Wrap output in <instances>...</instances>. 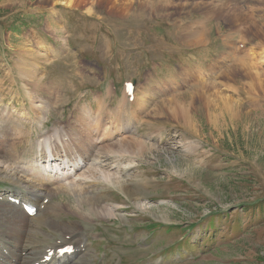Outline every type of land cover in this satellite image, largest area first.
<instances>
[{"label": "rangeland", "instance_id": "374dc122", "mask_svg": "<svg viewBox=\"0 0 264 264\" xmlns=\"http://www.w3.org/2000/svg\"><path fill=\"white\" fill-rule=\"evenodd\" d=\"M147 1L0 0V193L19 187L6 169L38 177L22 171L39 139L99 112L92 145L101 161L69 150L76 162L58 159L53 175L79 160L80 169L44 180L51 196L43 199L64 209L37 213L45 219L30 244L35 258L78 228L86 248L67 264H264V0ZM223 1L229 9L209 6ZM233 5L243 27L230 18ZM237 59L258 69L248 75ZM126 81L134 83L128 102ZM29 96L44 105L39 122L22 118L35 111ZM123 138L142 150L119 153ZM63 182L80 183L105 208L91 213Z\"/></svg>", "mask_w": 264, "mask_h": 264}, {"label": "bare ground", "instance_id": "6f19581e", "mask_svg": "<svg viewBox=\"0 0 264 264\" xmlns=\"http://www.w3.org/2000/svg\"><path fill=\"white\" fill-rule=\"evenodd\" d=\"M140 1H142L143 4L148 3L147 0H140ZM232 2H234V1H232ZM131 3H132V1H130V5H131ZM233 4H235V3H233ZM209 6H211L213 11L216 8H219V9H229L230 8L228 5L226 6L225 2H224V4H222V6H212V5H209ZM227 12H229V11H227ZM221 14L222 13L220 12V15ZM230 18L232 20H236V22L239 21L237 24L240 27H243V24L246 23L245 22L246 17H244V14L239 11L237 5H233V9L231 11ZM236 66L237 67L241 66V68L243 67L244 69H246L247 72H245V73H248V75H249V73L251 75V73H253V71L255 73V70L258 69V67L255 64L251 63L250 61L243 60V59H237L235 64H234V67H236ZM24 70L26 71L25 66H24ZM29 71H31V70H29ZM31 73H32V71H31ZM258 75L259 74L256 71V77ZM197 83H200V85H203L204 87L207 86L208 84H210V82H208V81L207 82L206 81H202V82L198 81ZM37 85H38V83H37ZM29 98H30V102L33 104V108L35 109V111L33 113L22 112V114L24 113L22 118H28V119L32 120L33 122H39L44 115V105L40 100H36L31 96H29ZM178 102L180 103V101H178ZM184 106L182 109H180L181 111L177 110L180 112L179 114H182L181 117L183 119L187 118V115L185 114V112H187V111H185V110L182 111L183 109L186 108V106H185V108H184ZM90 108H92V112L95 111V109L92 106ZM95 114H96V117L91 122H83L82 117H74V122L67 121L66 126H62V128L65 132L68 131L69 129L72 130V127H73V130H72L73 132L71 131L70 135L68 136L69 142L66 144L65 152L67 153V151L72 150L71 153L76 154V156L79 157L83 162L88 161V160H92V163L96 162L98 160L101 161L100 160L101 158L99 159V157L96 156L94 153V149L96 146L95 147L93 146L94 145L93 138H96L97 135L100 136V134H97V132L100 128H102L101 122H100L102 114L99 112H97V113L94 112V115ZM173 114H176V113L173 112ZM125 123H127L128 127L130 125H132L131 120L128 122H125ZM110 128H111L110 125L106 127V129H110ZM124 128L121 127V125L118 126L117 128H114L113 134L116 135L117 133H120L121 131H123ZM57 131H58V129H55L54 135L57 134ZM22 133L23 132H19L20 135H22ZM16 134H17V129L14 128L11 136L15 137ZM4 135L7 136L6 134L3 133L2 127H1V129H0V141H2L5 138ZM104 135L105 134L103 133V138L107 137ZM46 143L47 142H45V141L40 143V146H41V149H40L41 153L39 154L40 158H37L35 160V162H33L31 164V167H30L32 171H34L35 173L38 174V177L31 176V179L29 180V179H25L22 175L18 176L17 172H11L7 169L4 171L5 177L8 179H12V178L15 179L18 186H19L17 190L11 191L12 193L7 194V196H11L14 198H20L21 201L28 200V201L32 202L33 204L35 203L37 205H40V203L44 197L51 196L49 185L48 186L45 185L44 180H49V181H50V179L55 180V178L57 179L58 176L63 177L66 173L65 174L61 173L57 177H55L53 175L54 170H57L58 166L57 165L51 166L49 159H51L52 157H54V159L59 157L60 151L57 149H53L52 147L47 146ZM140 143L141 142H138L134 139L128 141V140H125L123 138L122 140H120V142L118 144V147H119L118 152L119 153H126V152H129L128 149H130V150H142L143 147L140 145ZM97 148H99V147L97 146ZM97 148L95 150H97ZM50 151L52 152V154L50 153ZM110 151H113V150H110ZM106 153H108V152H106ZM112 154H113V152H112ZM114 156H115V154H114ZM39 161H42V162H39ZM99 161H98V163H99ZM44 162L46 164H42ZM50 166H51V168H50ZM102 166H103V164H102ZM48 171L50 172L49 175H47ZM92 173H93L94 177H96L97 180L105 181V182L109 181L113 184L117 183V181L119 182V177L115 176L113 173H110L107 171L104 172V171H99V170H95V171L90 170L89 174H92ZM94 173H96V175ZM49 177H51V178H49ZM41 178H43V179H41ZM32 179H35V181ZM57 180H59V178ZM34 182H36L37 184ZM60 186H61V188H60ZM62 187H63V190L67 189V190L71 191L72 193H75L77 196H81L83 198V200H81L80 202L87 204L89 206V210L91 211V213H92V210H97L100 207L105 208L104 206L102 207L100 201L97 200L95 197L86 196L88 193L86 190H84V187H81L80 183H76V182L64 183L63 182L61 185H59L60 189H62ZM46 194H48V195H46ZM47 203L48 204H41L42 208H43V210L41 211L42 212L41 215L49 213V212H53V211H57V212L62 211V209H64L63 207L60 206V204L51 203V202H47ZM37 213L38 212L36 211L35 215L28 216L20 204L17 205V204L8 202L6 199L2 200V202H0V238H1L0 239V252L5 251L10 255L11 258L14 257L15 259H19L23 263H27V264H32L37 260L38 261L40 260L39 264H63L68 259V257L65 255L58 256L60 254L57 253L56 250L58 248L64 246V245H67V244L73 245V247L75 248V251H74V254L72 255V257L74 255H76L77 249L81 248L79 243L84 244V241H85L84 239L82 240L83 235L81 234V231L78 228L72 229V231H69V232H66V231L63 232V237H62V241H60V244L55 243L53 245L48 246L49 247L48 250L53 249V255L50 257L49 260H47V261L44 260L47 252H43L42 255H39L40 257L38 259H35L34 254L30 253V251L33 250L32 246L30 244L33 241V236H35L38 226L40 224H42L44 219H45L44 216L37 215ZM56 223H54L52 220L51 223L47 222L46 224L48 226L54 227V226H57ZM73 226H74V224L72 225V227ZM63 230H64V228H63ZM4 239H7V241L10 240L12 245L6 246V243H5L6 240L4 241ZM22 251H25V253H26L24 257H22L23 255L21 256ZM33 257H34V259H33ZM59 257H61V258L59 259ZM63 259H65V260H63ZM60 260H63V261H60Z\"/></svg>", "mask_w": 264, "mask_h": 264}]
</instances>
